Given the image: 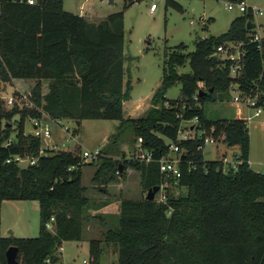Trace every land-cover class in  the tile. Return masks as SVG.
I'll return each instance as SVG.
<instances>
[{
	"label": "trees",
	"instance_id": "1",
	"mask_svg": "<svg viewBox=\"0 0 264 264\" xmlns=\"http://www.w3.org/2000/svg\"><path fill=\"white\" fill-rule=\"evenodd\" d=\"M140 1L124 0L123 7ZM166 2L182 10L176 1ZM249 20L253 22L250 7L232 19L226 32L197 38L193 51L185 53L183 43L171 48L148 109L138 117H124L123 102L130 97L131 84L123 80V11L91 22L65 10L63 0H0V89L11 79L34 80L28 93L31 109L13 106L5 112L0 99V117L19 115L14 140L5 146L1 142L8 133L0 137V203L36 201L40 215L36 237L0 238V264H7L5 251L11 245L18 249L20 264H56L62 243L82 240L93 218L107 228L101 239L89 240L88 264H100L101 242L117 247V264H264V173L250 168L246 122L235 117L208 119L203 107L206 102L230 100L233 83L242 96L258 94L257 102L264 103V27L259 41H254ZM227 42L238 44L241 54L242 67L234 76V61L216 53ZM186 59L190 71L179 74L176 68ZM175 81L180 82L181 96L166 99L164 93ZM41 113L79 124L82 119L118 120L114 141L129 127L133 141L141 138L142 148L152 152L147 163L133 157L122 164L103 158L93 179L106 173L112 180L132 168L145 189L161 186L166 176L157 161L168 153L170 141L177 142L183 155L180 175L168 178L186 194L165 202L123 199L110 223L91 215L81 185L78 148L46 149L38 155L40 138L23 132L24 120L39 119ZM193 117L198 118L202 137L177 140L180 122ZM206 136H222L227 147L239 150L235 168L223 171L220 159H207L197 149ZM14 156L38 159L22 166Z\"/></svg>",
	"mask_w": 264,
	"mask_h": 264
},
{
	"label": "rangeland",
	"instance_id": "2",
	"mask_svg": "<svg viewBox=\"0 0 264 264\" xmlns=\"http://www.w3.org/2000/svg\"><path fill=\"white\" fill-rule=\"evenodd\" d=\"M182 10L169 4L166 0H158L157 8L151 12L149 6L151 0L135 2L129 7H123L124 0H63V8L78 14L81 10L85 17L91 21H98L106 15L123 11V80L131 84L130 97L124 103V117H137L148 109L151 96L159 86L162 76V64L166 54L174 46L183 43L186 45L184 52L194 49V41L197 38L209 35H220L228 29L230 22L245 10L241 9L239 0H174ZM246 7L261 11L253 14L254 34L262 35L264 27V0H244ZM233 5L232 9L227 4ZM238 45V44H237ZM237 51V47L234 48ZM235 51V52H236ZM179 74L190 71L188 59L183 66L176 68ZM33 81L19 79L14 82L1 84L0 99L1 109L9 111L13 106L19 110L31 109L32 103L28 99V93ZM46 82L43 81V84ZM180 82L175 81L165 91L166 99H177L181 96ZM236 84L230 85L229 93L234 97ZM45 91V90H44ZM13 98V103L6 100ZM258 99V98H256ZM232 98L224 101L206 102L204 113L206 118L237 117ZM140 106L136 110L137 106ZM240 117H247L253 109L243 103H239ZM262 113L246 121L249 135L248 161L254 171L264 173V103ZM142 110V111H141ZM131 115V116H130ZM41 116L45 115L41 113ZM24 120V134L33 135L32 119ZM48 120V119H47ZM19 115L0 117V137L8 133V139L14 140L17 133ZM118 120L112 119H82L77 126L72 119H61L59 125L49 122L51 138L40 139V149L53 151H65L78 148V154L82 151L99 150L100 157L88 164V160H82L81 185L85 188L84 195L89 199V213L102 216L107 223L114 220L119 212V203L123 199L145 198L148 189L140 184L139 173L127 168L122 176L108 179V174L93 179L97 168L100 167L103 158L119 161L122 164L124 158H134L136 141L129 127L122 129L120 135L113 140V134L117 132ZM192 124L181 121L180 126L188 130ZM67 127L65 131L63 127ZM76 129V130H75ZM72 135L70 137L69 135ZM71 138V139H70ZM70 140V141H67ZM165 141H167L165 139ZM6 140H2L4 145ZM211 154L205 155L207 159H220L221 154L233 161L237 148H229L222 141V136L214 144H208L205 151ZM171 158L176 157L170 154ZM229 161V163H230ZM229 164L232 166V164ZM234 163V162H233ZM25 166L26 162L20 163ZM161 189L155 194L157 201H167L168 197L184 196L186 190L179 188L176 183L166 177ZM105 211V212H103ZM50 221V220H49ZM48 221V222H49ZM40 215L36 201H3L0 203V238L10 236L15 238L36 237L39 232ZM107 226L101 219L93 218L83 229V238L80 241H64L56 264H85L89 261L88 246L92 238H102V233ZM53 227L49 230H52ZM11 237V236H10ZM102 254L100 264H117V247L111 243H100Z\"/></svg>",
	"mask_w": 264,
	"mask_h": 264
},
{
	"label": "built area",
	"instance_id": "3",
	"mask_svg": "<svg viewBox=\"0 0 264 264\" xmlns=\"http://www.w3.org/2000/svg\"><path fill=\"white\" fill-rule=\"evenodd\" d=\"M158 0H151L150 6H149V11L153 12L156 8H157V2ZM27 2L29 4H33L34 0H27ZM239 5L241 7V9L243 10H247L249 7H246L244 0L239 1ZM227 8L228 9H232L233 5L228 3L227 4ZM250 10L252 12V14L256 13L258 11V13H261V11L251 8ZM261 38V35L255 34L253 36V40L254 41H259V39ZM237 47V51L234 50V48ZM236 51V52H235ZM216 53H219L222 57H225L229 60L234 61L233 63V67L231 70V75L234 76L236 74H238L241 70V54L239 51V45L233 43V42H227L224 45H220L217 47L216 49ZM233 91H235V95L234 97H231L233 100V103L236 107L235 112L238 114L237 117L235 118H240L243 119L245 122L251 120L254 117H258L261 115L262 113V105L263 104H259L257 102V97L258 94L251 96V95H244L242 96V94L235 89H232ZM231 100V101H232ZM6 102L8 104H12L13 103V98L10 96ZM239 103H243L246 106H249L253 109V112L248 114L247 117H240V106ZM48 119V120H47ZM187 123L192 124L191 127L188 130H184L183 128H181V126L178 129V134H177V140H187V139H192L194 137H202V131L197 129V124H198V118L197 117H193L189 120H185ZM32 126H33V135L35 137H38L40 139L45 138H51V128L49 127V122H53L56 125H59V123L61 122L60 119H49L46 116L41 117V118H33L32 119ZM62 129H64L65 131L67 130V127H63ZM73 134L69 135L70 137H72ZM71 139V138H70ZM70 141V140H67ZM216 141L213 137L211 136H206L203 138V142L201 144L198 145L197 149L202 151L204 154H206L207 151H205L206 146L208 144H214ZM11 142L10 139H7L5 142V146L9 145ZM141 138H138V142L136 143V151L134 154V158L138 159L140 161H144L145 163L150 162L152 160V152L147 150V149H143L141 146ZM44 152L42 150H39L38 155L43 154ZM178 153V154H176ZM208 154H211V151L209 150L207 152ZM170 154H175L177 155L174 158H171ZM99 155V150L95 149L93 151H88V150H84L82 151L80 157L82 160H88V161H92V159H96ZM182 158V155L179 153V145L177 142L174 141H170L168 143V153L164 156H161L158 159V167H159V171L161 173H164L166 177L170 176V175H174L175 177H179L180 175V168H179V162ZM13 160L17 161L19 164L26 162V164H34L36 163L38 156H25V157H21V156H14L12 158ZM10 160H7V162H9ZM220 161L222 163V168L223 171H226L228 168H235L236 165L239 163L238 160V154H236L233 158V161L231 163V161L227 158V156L225 154H221L220 157ZM232 164L229 165L230 163ZM234 162V163H233ZM161 189V187H160ZM159 202H163V200H159ZM52 221L53 218L50 219V221L46 224V228L50 229L52 226ZM61 249V248H60ZM59 249V250H60ZM85 264H88V261H83Z\"/></svg>",
	"mask_w": 264,
	"mask_h": 264
},
{
	"label": "water",
	"instance_id": "4",
	"mask_svg": "<svg viewBox=\"0 0 264 264\" xmlns=\"http://www.w3.org/2000/svg\"><path fill=\"white\" fill-rule=\"evenodd\" d=\"M109 2H112V0H108ZM255 27V24L253 22H251L250 20L247 21V29H251ZM210 91H212V89H210ZM202 91L199 90V94H201ZM76 125H79V121H76ZM183 156V155H182ZM120 170H122L121 165H119ZM160 190V186L155 185L151 188H149L145 194V199L147 200H152L154 199L155 194ZM10 233V236H12V233ZM18 256V249L16 246L11 245L9 246L6 251H5V260L7 264H20V262L17 259Z\"/></svg>",
	"mask_w": 264,
	"mask_h": 264
},
{
	"label": "crops",
	"instance_id": "5",
	"mask_svg": "<svg viewBox=\"0 0 264 264\" xmlns=\"http://www.w3.org/2000/svg\"><path fill=\"white\" fill-rule=\"evenodd\" d=\"M79 15H82V16H84L85 17V15H84V13H83V11L81 10L79 13H78ZM88 21H91L89 18H87V17H85ZM91 22H97V21H91ZM14 80H19V79H11L10 80V82H14ZM24 80H26V79H24ZM30 80H32V79H30ZM33 82L31 83L32 85L34 84V80H32ZM43 85H45V84H43ZM127 101V100H126ZM124 103H125V101L123 102V112H124ZM140 106L138 105L137 107H136V110H138V108H139ZM142 111V110H141ZM131 116V115H130ZM138 117V116H137ZM81 123V122H80ZM233 149V148H232ZM208 152V151H207ZM206 152V154L205 155H208V153ZM103 212H105V211H103Z\"/></svg>",
	"mask_w": 264,
	"mask_h": 264
}]
</instances>
